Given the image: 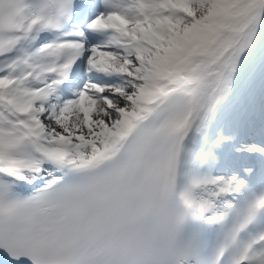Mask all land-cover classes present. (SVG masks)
Returning <instances> with one entry per match:
<instances>
[{
    "label": "snow or ice",
    "instance_id": "1",
    "mask_svg": "<svg viewBox=\"0 0 264 264\" xmlns=\"http://www.w3.org/2000/svg\"><path fill=\"white\" fill-rule=\"evenodd\" d=\"M0 264H264V0H0Z\"/></svg>",
    "mask_w": 264,
    "mask_h": 264
}]
</instances>
